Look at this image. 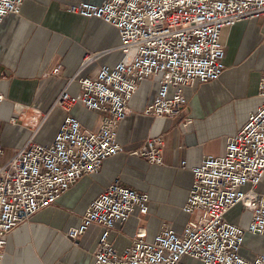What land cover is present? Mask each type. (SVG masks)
Masks as SVG:
<instances>
[{"label":"built area","instance_id":"obj_1","mask_svg":"<svg viewBox=\"0 0 264 264\" xmlns=\"http://www.w3.org/2000/svg\"><path fill=\"white\" fill-rule=\"evenodd\" d=\"M23 3L0 0V24L7 16L20 13ZM69 11L114 26L122 57L115 65L103 64L96 76L78 78L80 92L72 94L65 88L55 102L64 110L83 104L100 112L102 122L97 130L84 128L77 117L68 114L51 142L40 143L32 136L0 163V264L12 229L28 224L39 210L55 204L83 176L99 172L106 159L123 150L118 128L132 112L129 101L141 82L159 78L157 94L143 114L179 116L188 101L186 87L215 81L225 71L223 29L264 17V0L81 1ZM89 60L90 55L82 66ZM59 70L56 67L51 74ZM75 80L74 76L69 82ZM257 93L264 97V71ZM164 145L162 136H148L131 154L163 164ZM3 156L0 145V159ZM192 173L182 209L197 217L181 231L163 222L152 240L138 230L129 245L118 249L112 229L136 210L147 214L150 197L114 179L89 204L81 222L69 229V239L77 244L92 224L100 225L95 264H179L185 256L201 264H264V253L252 258L241 253L247 234L264 236V194L258 191L264 176V102L228 137L223 154L204 155ZM237 207L236 218L231 219L229 214ZM246 211L250 216L244 226Z\"/></svg>","mask_w":264,"mask_h":264},{"label":"crops","instance_id":"obj_2","mask_svg":"<svg viewBox=\"0 0 264 264\" xmlns=\"http://www.w3.org/2000/svg\"><path fill=\"white\" fill-rule=\"evenodd\" d=\"M81 1L100 4L104 0H24L20 13L7 16L0 24V145L8 158L32 136L40 143L51 142L68 114L77 117L84 128L97 130L101 125L102 114L83 104L70 110L55 105L63 89L72 94L80 92L78 78L96 76L103 64L115 65L122 57L120 36L114 26L69 11L73 3ZM240 30L244 42L237 45L233 60L225 62L229 39ZM221 41L226 45L225 71L215 81L186 87L188 101L179 116L143 114L157 94L159 78L141 82L129 101L132 112L118 128L117 139L123 150L106 159L99 172L83 176L55 204L39 210L28 224L12 229L2 264H95L101 226L92 224L78 244L69 239L68 233L114 179L150 197L147 214L136 210L129 220L112 229V240L120 250L132 242L138 230L152 240L163 222L181 231L197 217L181 208L192 184V167L204 155L223 154L228 137L264 102L257 93L264 71V17L224 28ZM245 41L250 49L238 60L239 47ZM88 55L90 60L82 66ZM56 67L60 68L58 74H51ZM74 76L76 80L70 83ZM14 117L18 120L13 121ZM152 135L164 139L163 164L131 154ZM258 191L264 194V176ZM236 209L240 208L231 212ZM249 216L244 212L242 225H247ZM179 264L201 263L185 256Z\"/></svg>","mask_w":264,"mask_h":264},{"label":"rangeland","instance_id":"obj_3","mask_svg":"<svg viewBox=\"0 0 264 264\" xmlns=\"http://www.w3.org/2000/svg\"><path fill=\"white\" fill-rule=\"evenodd\" d=\"M242 35V30L239 31V33H234L230 39H229V55L226 58L225 62H228L230 60H233V58L235 57L236 53H237V45L241 42H244L243 40H241L242 37H240ZM250 48H247L246 46V41L245 43L242 45V47H239V52L237 54V59L241 60L249 51ZM263 52V50H262ZM261 52V53H262ZM260 100L264 101V97H258ZM249 107H251V103L249 104ZM241 109L239 111L238 116L241 117ZM8 159V156H3L0 159V163L3 164L6 162V160ZM183 207V205L181 206V208ZM239 209L234 210L233 212L230 213V217L231 219L234 218L235 214H237ZM74 244H76L75 242H73ZM78 244V243H77ZM241 253L244 255L247 254L252 255V257H254L255 255H257L258 253H264V238H251L250 236H246L244 244H243V251H241Z\"/></svg>","mask_w":264,"mask_h":264},{"label":"bare ground","instance_id":"obj_4","mask_svg":"<svg viewBox=\"0 0 264 264\" xmlns=\"http://www.w3.org/2000/svg\"><path fill=\"white\" fill-rule=\"evenodd\" d=\"M74 227V226H73Z\"/></svg>","mask_w":264,"mask_h":264}]
</instances>
